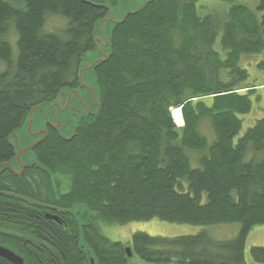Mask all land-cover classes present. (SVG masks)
Masks as SVG:
<instances>
[{
	"label": "trees",
	"instance_id": "1",
	"mask_svg": "<svg viewBox=\"0 0 264 264\" xmlns=\"http://www.w3.org/2000/svg\"><path fill=\"white\" fill-rule=\"evenodd\" d=\"M116 1L0 0V163L15 157L9 137L32 108L79 84L108 13L100 4ZM50 15L67 18L65 27L47 29ZM112 29L109 57L92 69L100 112L80 118L71 138L48 126L33 148L39 164L22 174L0 170V242L16 246L25 264H135V255L156 264H247L248 234L264 224V116L237 137L255 85L240 61L259 53L264 68V0L256 9L150 0ZM155 217L241 226L226 239L136 231L114 240L101 224ZM251 258L264 263V245H253ZM0 264L16 263L0 256Z\"/></svg>",
	"mask_w": 264,
	"mask_h": 264
},
{
	"label": "rangeland",
	"instance_id": "2",
	"mask_svg": "<svg viewBox=\"0 0 264 264\" xmlns=\"http://www.w3.org/2000/svg\"><path fill=\"white\" fill-rule=\"evenodd\" d=\"M143 1L145 0H117L115 3H110L111 5V15L115 18L119 19L121 16L122 11H129L131 9L137 8ZM236 2L244 3L253 9H256V6L259 0H236ZM201 3H205L207 6H210L216 10H224L226 6L230 5L229 2L226 1H202ZM223 14V12H220ZM60 15H50L46 22V28L49 30H57L62 29L65 27L66 19ZM68 21V19H67ZM109 37L108 33L106 34ZM10 37L12 39L11 44L13 46L14 53H17V43H16V35L14 31L10 32ZM97 53L96 49L90 50L86 53L85 60L92 59L95 54ZM261 59V54L259 53H244L241 57L240 64L246 67L249 71V77L247 82L252 84H258L261 80H263L264 75L261 73L264 68L259 65V61ZM83 80L86 84H78L77 87L79 94H72L70 99L64 98L63 101L59 104L49 105V102H44L43 107L44 110L40 113H36L33 122H31V127L33 128V132H36L39 128H43L50 124L51 121L59 122L61 121L60 129L64 135H69L72 132V122L66 123L65 120L67 118H72L76 120L78 115H80L84 111V104L87 107L93 106L91 102V98H93V87L99 88L98 84L95 80V76L92 70L88 69L83 73ZM65 90H69L68 87L64 88ZM250 97L252 99V107L247 113H243L240 115L242 118V128L237 135H241L248 127L253 125L255 121L264 116V88H260V86H256L255 89L251 92ZM209 99V98H208ZM175 108L179 107H172L171 112L173 119L177 125H183V121L179 122L176 120L174 115ZM184 118L182 113V119ZM51 120V121H50ZM79 122V119H78ZM185 122V118H184ZM22 128V127H21ZM24 128V127H23ZM23 128L21 130H23ZM39 129V130H40ZM203 132L209 134L211 136V129L209 128L208 123L202 124ZM25 131V130H23ZM29 131V127H28ZM30 132V131H29ZM25 141L26 143L29 142V134L25 133ZM215 138V136H214ZM20 138L17 140L19 142ZM22 141V140H21ZM212 141V140H211ZM24 142H20V145H24ZM192 155V154H191ZM191 164L193 167L198 166V157L196 155L191 156ZM24 160V159H23ZM54 205V204H52ZM89 215L90 212L87 211ZM92 214V213H91ZM15 222H20L27 224L23 221L21 215H14ZM102 228L107 236L114 240H129L131 239L133 233L136 231H145L152 235H163V236H175V235H182V234H197L199 232H206L211 237L215 239H226L232 238L235 236L239 229H240V222H223V223H216V224H209V225H198V224H191V223H179V222H169L165 220H161L159 218H152L149 220H136L130 221L125 224H107L101 223ZM32 225V224H31ZM30 226L31 229L29 231L32 232L33 226ZM79 228V227H78ZM81 230V228H79ZM82 231V230H81ZM2 243V242H0ZM4 244V243H3ZM8 244V243H6ZM127 244V243H126ZM13 247H16L10 244ZM253 245H264V224L255 225L249 232L247 240H246V259L247 264H264L261 262H256L251 258V247ZM20 248V247H19ZM133 261L135 264H156L152 262L143 261L139 256L135 255L133 257Z\"/></svg>",
	"mask_w": 264,
	"mask_h": 264
},
{
	"label": "water",
	"instance_id": "3",
	"mask_svg": "<svg viewBox=\"0 0 264 264\" xmlns=\"http://www.w3.org/2000/svg\"><path fill=\"white\" fill-rule=\"evenodd\" d=\"M150 0H145L143 1L137 8L135 9H131L129 11H122L121 16L119 17V19L115 18L113 15H111V5L110 3H101L100 5H104L108 8V13L105 15V17H103L100 22H99V30L96 33L95 37H94V41L96 44V50L97 53L95 54V56L90 59V60H83L79 69V84H86L83 80V73L84 71L90 69H93V66H95L97 63L105 61L108 59L110 53H111V40H112V32H113V27L117 22H122L126 15L130 12H135L137 10H139L146 2H148ZM108 33L109 37L106 36V34ZM96 80V79H95ZM97 82V81H96ZM98 84V83H97ZM68 87L69 90H65L64 88ZM62 87L59 91V93L57 94V97L51 101H49V105H53V104H59L61 103V101H63L64 98L67 97V99L71 98L72 94H79V91L77 89V87H70V86H65ZM99 87V86H98ZM91 102L93 103V106L91 107H87L86 104H84V111L78 115V117L76 118V120H73L72 118H67L65 120L66 123L68 122H72L71 126H72V132L69 135H64L60 129L61 126V121L56 122V121H51L49 122L50 124L43 126V128L41 127V129L36 130V132H33V128L31 127V122H33L35 114L36 113H40L44 110L43 107V103L38 104L36 106H34L31 111L29 112L28 116H27V120L24 123V125L22 126L23 130H21L22 128H19L15 131H13L10 135V141L13 144V146L15 147V157L10 160V161H6L3 163H0V170L8 167L9 169H11L13 172H15L16 174H22L24 171L25 166L31 165V164H39L37 155L35 153V151H33V148L38 145L39 143H41L46 136L48 135V126H51L55 129H57L59 131V133L66 137V138H71L75 132H76V128L78 125V119L82 118L83 116H86L88 113H92V114H98L101 110V106H102V97H101V92L100 89L93 87V98H91ZM53 108H55V105H53ZM28 127H29V131H28ZM25 133H28L30 136L29 138V142L26 143L25 141ZM20 138L19 142L17 143V140ZM22 140V141H21ZM20 142H24V145H20ZM24 159V160H23ZM7 194V192H5ZM57 208V207H55ZM69 211H75L73 208H70ZM50 217L54 218V219H58L55 215L49 214ZM127 251L128 254L131 255V249L129 246H127ZM0 256H3L11 261H13L16 264H25V258L23 255H21L16 248H14L13 246H11L10 244H3L0 243ZM91 261L94 262L95 264V260L93 257H90Z\"/></svg>",
	"mask_w": 264,
	"mask_h": 264
},
{
	"label": "bare ground",
	"instance_id": "4",
	"mask_svg": "<svg viewBox=\"0 0 264 264\" xmlns=\"http://www.w3.org/2000/svg\"><path fill=\"white\" fill-rule=\"evenodd\" d=\"M174 115L176 117V120L178 121L179 119V122L182 120L183 121V125H184V118L182 119V110L181 108H175L174 110Z\"/></svg>",
	"mask_w": 264,
	"mask_h": 264
},
{
	"label": "crops",
	"instance_id": "5",
	"mask_svg": "<svg viewBox=\"0 0 264 264\" xmlns=\"http://www.w3.org/2000/svg\"><path fill=\"white\" fill-rule=\"evenodd\" d=\"M261 73L264 75V70L261 71ZM256 86H260V88H264V78L261 80L258 84H255L253 87L255 89ZM253 89V90H254Z\"/></svg>",
	"mask_w": 264,
	"mask_h": 264
},
{
	"label": "flooded vegetation",
	"instance_id": "6",
	"mask_svg": "<svg viewBox=\"0 0 264 264\" xmlns=\"http://www.w3.org/2000/svg\"><path fill=\"white\" fill-rule=\"evenodd\" d=\"M58 219H59V216L58 215H55ZM46 217H50L49 216V214L47 213L46 214ZM51 218V217H50ZM58 219H56V220H58ZM67 220V219H66ZM66 223V222H65ZM80 230V229H79ZM82 231H83V229H82ZM80 232H81V230H80ZM127 247V246H126ZM91 264H94V262L93 261H91Z\"/></svg>",
	"mask_w": 264,
	"mask_h": 264
}]
</instances>
